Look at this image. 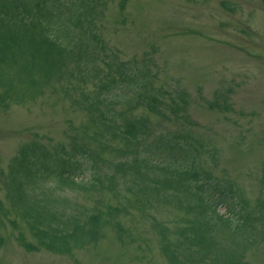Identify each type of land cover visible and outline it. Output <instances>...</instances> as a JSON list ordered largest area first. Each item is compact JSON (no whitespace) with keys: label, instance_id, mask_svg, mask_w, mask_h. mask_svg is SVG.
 Wrapping results in <instances>:
<instances>
[{"label":"trees","instance_id":"obj_1","mask_svg":"<svg viewBox=\"0 0 264 264\" xmlns=\"http://www.w3.org/2000/svg\"><path fill=\"white\" fill-rule=\"evenodd\" d=\"M110 1L0 0V109L51 93L87 114L65 141L21 143L1 172L0 230L7 220L26 249L70 254L108 229L125 241L134 225L124 219L136 216L169 264H248L264 242V196L217 174L221 148L193 128L165 129L137 112L193 125L194 95L161 83L151 52L124 58L110 46L100 29Z\"/></svg>","mask_w":264,"mask_h":264},{"label":"rangeland","instance_id":"obj_2","mask_svg":"<svg viewBox=\"0 0 264 264\" xmlns=\"http://www.w3.org/2000/svg\"><path fill=\"white\" fill-rule=\"evenodd\" d=\"M100 29L124 58L151 52L160 82L182 85L194 95L193 125L164 120L146 108L137 112L150 114L165 129L193 128L221 148L217 174L236 179L253 199L264 196V0H129L125 9L113 0ZM208 100L230 108L211 107ZM86 120L84 111L51 93L0 109V197L1 172L21 143L36 135L46 142L65 141L69 123ZM172 214L169 209L159 213L162 218ZM124 220L134 225L133 239L121 241L108 229L97 245L70 254L26 249L17 238L19 230L6 220L0 230V264H169L148 224L136 216ZM247 260L264 264V242L248 251Z\"/></svg>","mask_w":264,"mask_h":264}]
</instances>
